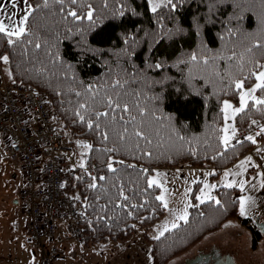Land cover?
<instances>
[{"label":"trees","instance_id":"16d2710c","mask_svg":"<svg viewBox=\"0 0 264 264\" xmlns=\"http://www.w3.org/2000/svg\"><path fill=\"white\" fill-rule=\"evenodd\" d=\"M28 2L36 10L25 25V35L17 40L0 34V54L9 57L12 81L46 98L58 129L72 140L91 143L84 167L65 184L67 193L79 197L78 222L85 246L126 242L138 227L147 229L164 216L165 208L156 200L160 188L147 186L156 168L210 165L215 168L212 177H217L254 147L247 139L228 147L223 144V103L226 99L237 103L242 89L236 82L252 86L264 66V47H255L264 45V0H172L171 4L164 0L156 11L149 0H87L94 9L93 21L67 16L71 10L86 11L68 0L64 5L49 0L48 7H43V0ZM8 39L16 43L8 44ZM157 63L162 65L158 69ZM116 79L128 80L131 89H143L147 97H160L152 103L159 109L162 130L146 149L141 145L143 151L131 147L104 151L116 145L103 141L99 131L89 130L73 114L84 103L89 85L107 87ZM257 94L264 98V88ZM235 119L238 130L255 119L262 121L264 105L250 101ZM144 151L152 155L145 156ZM110 159L135 168L113 163L118 171L110 172ZM196 192L197 187L187 223L182 221L159 239L144 233L153 264H170L239 218L238 188L216 189L222 206L206 201L195 207ZM249 220L242 222L247 225ZM251 230V247L256 249L261 237Z\"/></svg>","mask_w":264,"mask_h":264},{"label":"rangeland","instance_id":"374dc122","mask_svg":"<svg viewBox=\"0 0 264 264\" xmlns=\"http://www.w3.org/2000/svg\"><path fill=\"white\" fill-rule=\"evenodd\" d=\"M149 1L152 9L153 2L160 5L164 0ZM21 6V4H17L20 15L15 17L14 22L19 21L23 15L26 14V6L24 9L21 8ZM0 63L7 79L14 82L10 79L8 63L5 64L2 60ZM261 71H264V68L261 69ZM256 83H259V81L256 80ZM246 90L247 89H244V91ZM225 101L232 104L233 109L240 107V102L235 103L229 99ZM235 115L227 121V124L230 125L228 135L231 137H233L231 129H235ZM253 121H255V123H253ZM253 121H251L249 125H264V120L255 119ZM225 125L226 122L224 118L222 129H224ZM251 134L255 135L257 133L252 131L247 135ZM224 135L225 133L223 132L222 142ZM66 146L70 148L69 153L75 159L78 168L81 167V163L85 165L84 157L88 149L75 147L72 139L68 137ZM256 151L257 150H254V155L241 160L247 161L244 168L237 167L241 163V161H239L235 165L233 164L224 169L217 177L206 175V173H215V168L213 166H211L213 170L193 169L188 164H182L178 167L158 168L154 170L150 174V177L155 176L157 172L160 173L161 176L158 179L163 184L164 188L168 190L166 193H163L169 205V207L165 209L164 216L147 229L138 227L137 231L126 242L108 241L86 247L70 236L71 238H68L67 241L62 240V242L65 241L66 243H61V246L64 247L63 253L65 261L59 262L58 259L54 264H153L151 245L146 240L144 233L147 232L150 238H154L159 236V233L166 224L171 229V222L175 221L173 212L182 210L184 204L188 200L192 202V193L194 189L197 187L196 195H199V189L203 187L204 183L216 184L217 188L223 187L224 173L226 171L238 173L228 177L229 181L236 182L235 188L240 190L239 182H245L244 191H240L238 197L247 196L251 198L249 200L247 215L241 216L239 212V218L232 220L220 231L206 237L191 248L190 251L175 261H172L170 264H183L184 260L193 256L198 248H210L214 245L218 246L223 251H235L237 253L236 255L239 259H242L244 264H264V235H262L261 241H259L256 249H251V239L249 240V236H251L250 227L254 224L255 218L259 217L264 221V188L261 187L263 177L258 167V161L254 158L255 156L259 161H264V152L260 153ZM249 157H251L250 160H248ZM65 164L68 163L65 162ZM193 181H196V183H193ZM23 182L24 170L22 168L21 159L19 157L10 158L7 156L6 144L3 137L1 138L0 135V264H35L39 259V250L34 243H31L29 234L26 231V217L23 214L22 208ZM189 188H191L192 191L185 197V191ZM216 189L212 191V195L215 198ZM162 191L163 190L160 188L159 195L162 194ZM15 201H17V203H15ZM197 203L199 204L198 201ZM188 212L190 214V208ZM246 218L250 219L249 224L244 225L242 220ZM175 222L180 224L182 221ZM58 246L60 247V245Z\"/></svg>","mask_w":264,"mask_h":264},{"label":"built area","instance_id":"2783aa9c","mask_svg":"<svg viewBox=\"0 0 264 264\" xmlns=\"http://www.w3.org/2000/svg\"><path fill=\"white\" fill-rule=\"evenodd\" d=\"M1 66L0 63V135L7 156L19 157L22 162V208L29 240L39 250L35 264H54L61 256L60 224H64L69 237L83 243L78 203L65 189L68 177L76 175L79 168L66 146V134L54 123L46 98L34 88L8 80ZM262 127L263 124L247 125L239 131V140H245L252 131L259 133L252 150L264 152ZM72 142L81 149L78 142L91 145L81 139Z\"/></svg>","mask_w":264,"mask_h":264},{"label":"snow or ice","instance_id":"6c2138e0","mask_svg":"<svg viewBox=\"0 0 264 264\" xmlns=\"http://www.w3.org/2000/svg\"><path fill=\"white\" fill-rule=\"evenodd\" d=\"M12 8L15 9L17 4L26 6L25 13L23 17L19 20V23L10 24L9 21H14L16 13L8 12L5 14L6 5L3 3V0H0V34H4L7 37H16L17 40L25 35L26 29L24 25L27 24L29 17L32 16L36 8L33 7L28 0H10ZM56 3L64 5L65 0H55ZM168 4L172 3V0H167ZM68 3L71 5H77L83 11V14H78L77 11L71 10L67 12V16H71L74 20L87 19L88 21H93V7L87 0H68ZM49 0H43V7H48ZM160 5L153 2L152 10L156 9ZM36 7H40L39 4ZM175 7V5H173ZM123 14V13H121ZM8 44L16 43L15 40L8 39ZM36 48H40L39 43L35 44ZM255 47H264V45H255ZM251 51V49H248ZM0 60L5 64L8 63L9 57L3 54H0ZM191 60L193 62L197 61L196 55H192ZM205 64L208 63L207 60L204 61ZM162 65L157 63L154 65L155 68H160ZM264 67V66H261ZM256 80L259 83H256L255 87L251 88L250 91H241L239 96L240 107L233 109L232 104L228 101H224L223 111L225 113V122L226 125L222 131L225 133L223 137V143L228 145L231 136L228 135L230 125L227 124V121L234 116L236 113L242 112L247 106L248 99L252 97L257 89L264 88V71H260L256 74ZM157 83H163L158 81ZM127 86V87H126ZM236 87L238 89L244 88L243 81H237ZM77 96H81V92H76ZM86 99L84 103H80L77 109H74L73 114L75 117H78L79 122L86 124L87 128L91 131H99L101 139L105 142H112L116 147H109L104 149L106 152H119L121 149H127L129 147L142 150L141 145L143 144L146 149L148 145L153 143V139L160 136L162 130V118L160 115H157L159 111L158 107L155 106L152 101L159 100V96L147 97L144 90L140 89H131L130 82L126 79H116L111 81L107 87L101 86L100 88L88 86L85 92ZM256 104L264 105V99H255ZM255 123V121H253ZM232 136H235V129L232 128ZM261 132H264V127L261 128ZM259 135V133H258ZM180 139H183L182 137ZM248 140L255 143V139L252 136L247 137ZM79 146L91 150V145L83 142H78ZM145 156H151L152 153L144 151ZM251 157L248 158L250 160ZM113 163L124 165L123 160L112 161L109 160L107 164V169L110 172L116 173L117 168L113 167ZM247 161H241L240 165L237 167L244 168ZM81 167H84V164L81 163ZM125 167L135 168V165L128 164L124 165ZM145 173L148 172V169L143 170ZM238 173H232L226 171L224 173V182L223 187L231 189L236 185L235 181H229L228 177L230 175H235ZM206 175H214V173H206ZM161 176L160 173H156L155 176L150 177L147 180V186L152 188L153 186L161 188L162 194L156 197V200L160 201L165 209L169 207L168 200L163 193H166L168 190L164 188L163 184L158 179ZM93 181L96 180V177H92ZM100 180H104L105 177H99ZM196 183V181H193ZM244 181L239 182L240 191H244ZM90 187L95 188L96 184L92 183ZM261 187L264 188V183L261 184ZM217 188L216 184H207L204 183L203 187L199 189V195H196L194 198L199 204L205 203V201H214L215 204L221 205V201L216 199L212 195V191ZM191 188L185 191V197L191 193ZM120 195L123 196L124 200H127L128 197L123 195V190H121ZM79 199V197H76ZM251 198L247 196H242L239 198V212L241 216L247 215L249 200ZM199 204H196L195 207H199ZM194 205L191 200H188L182 210H176L173 212L175 216V221L188 222L189 212L188 209L192 208ZM222 206V205H221ZM175 221L171 222V229H176L179 227V224ZM167 224L164 226L163 230L159 233V236L154 237V239H159L161 236L171 230Z\"/></svg>","mask_w":264,"mask_h":264},{"label":"crops","instance_id":"0c3cea01","mask_svg":"<svg viewBox=\"0 0 264 264\" xmlns=\"http://www.w3.org/2000/svg\"><path fill=\"white\" fill-rule=\"evenodd\" d=\"M3 3L6 5V8H5V14H7L8 12H15L16 13V16H19L20 15V13H19V7H16L15 9H13L12 8V4H11V2H10V0H3ZM24 7L25 6H21V8H23L24 9ZM0 18H3V17H0ZM9 23L10 24H12V23H16V24H18L19 23V21H9ZM25 26V25H24ZM264 67H262L261 69H263ZM261 69L259 70V71H261ZM258 71V72H259ZM257 72V73H258ZM255 83H256V81H255ZM254 83V84H255ZM254 84L252 85V86H250V87H245V88H243L241 91H244V89H247L246 91H250L251 90V88H253V87H255L254 86ZM258 90V89H257ZM257 90L254 92V93H252V97H255V99H263L262 97H260V96H258V94H257ZM255 99H252V98H249L248 99V103H247V105L249 104V102L250 101H255ZM239 102V101H238ZM237 102V103H238ZM238 113H236V115H237ZM236 115H235V118H236ZM239 131L240 130H238V128H237V126H236V119H235V136H233L232 137V139L230 140V142H229V144L228 145H225L226 147H228V146H231V145H234L235 143H237V142H240V140H239V136H238V134H239ZM248 136H252V137H254V139H255V144L257 145V143H258V141H259V139H258V134H251V135H247L246 136V138H245V140L247 139V137ZM2 138V137H1ZM4 139V138H3ZM248 140V139H247ZM255 144H254V146H255ZM256 152H260V153H262V151L260 150V149H257V151ZM252 155H254V150H250V152L248 153V154H246V155H244L243 157H241L238 161H236L235 163H234V165L237 163V162H239V161H241V160H243V159H245L246 157H248V156H252ZM85 158V157H84ZM254 158L258 161V167L260 168V171H261V174H262V177H263V183H264V161H259V159L258 158H256L255 156H254ZM84 160V159H83ZM232 166V165H231ZM192 167V166H191ZM193 169H209V170H213V167H211V166H204V167H192ZM156 169H158V168H156ZM155 169V170H156ZM22 204V203H21ZM65 226H64V224H60V226H59V236H60V243H59V245H60V249H61V257L59 258V262H63V261H65V257H64V247H62L61 246V243H63V242H65V241H63L62 242V240H68V238H71V237H69L68 236V234H67V231H66V228H64ZM75 239V238H74ZM251 238H250V236H249V240H250ZM76 240V239H75ZM78 241V240H77ZM79 242V241H78ZM66 243V242H65ZM81 245H83V243H81V242H79ZM86 247H89V246H86ZM87 249H89V248H87ZM85 251H87V250H85Z\"/></svg>","mask_w":264,"mask_h":264},{"label":"flooded vegetation","instance_id":"af4514ba","mask_svg":"<svg viewBox=\"0 0 264 264\" xmlns=\"http://www.w3.org/2000/svg\"><path fill=\"white\" fill-rule=\"evenodd\" d=\"M262 222L259 217L255 218L254 224L250 227L254 231H257L262 238L264 235V229L258 227L257 223ZM250 229V230H251ZM251 242H252V230H251ZM261 241V239H260ZM252 245H250L251 247ZM252 249V247H251ZM235 251H223L218 246L214 245L212 247L198 248L195 254L184 260L183 264H244L242 259L236 255ZM250 264V263H247Z\"/></svg>","mask_w":264,"mask_h":264},{"label":"water","instance_id":"95a60500","mask_svg":"<svg viewBox=\"0 0 264 264\" xmlns=\"http://www.w3.org/2000/svg\"><path fill=\"white\" fill-rule=\"evenodd\" d=\"M15 203H17V201H15ZM257 225H258V227L264 229V223H262V222H261V223L258 222ZM263 233H264V231H263Z\"/></svg>","mask_w":264,"mask_h":264}]
</instances>
